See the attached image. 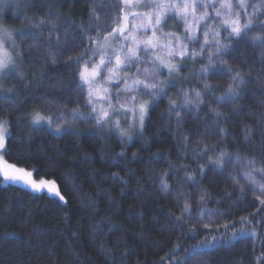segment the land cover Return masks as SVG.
I'll return each mask as SVG.
<instances>
[{
    "label": "trees",
    "instance_id": "1",
    "mask_svg": "<svg viewBox=\"0 0 264 264\" xmlns=\"http://www.w3.org/2000/svg\"><path fill=\"white\" fill-rule=\"evenodd\" d=\"M117 3L118 0H35L33 6L21 8L10 3L0 11V21L17 31L27 30L29 25L21 22L24 15L43 16L51 8L62 17L60 23L68 29V43L79 44L82 37L77 25L83 22L87 29L90 8L95 7L99 17L98 21L91 19L93 27L99 23L100 27L107 28L117 17V12L110 6ZM247 11L251 13L252 9ZM189 24H192L191 17ZM184 28L182 23L168 19L164 32L181 35ZM34 31H37L36 43L44 45L46 34L40 36L38 30ZM60 31L63 38V28ZM259 34L257 26L253 25L249 35L234 41L224 57L234 67L239 66L248 83L241 88L244 98L239 112L227 122L221 120L215 130L216 136L211 138L215 143L219 128L226 127L228 135L222 145L226 151L233 159L237 156L245 161L254 158L258 166L264 164V139L255 136L246 143L242 130L244 125L258 128L260 117L264 115L262 89L253 88L258 80H264L261 49L258 43L254 45L251 41V36ZM28 43L32 40L29 39ZM23 47L27 49V44ZM41 63L39 49L25 51L24 63H19L18 68L23 78H13L2 87L0 114L10 120L11 137L7 140L9 155L5 157L12 164L33 171L39 179L55 181L66 203L47 192L4 185L0 178V264H183L192 251L200 254L196 258L197 264H257V258L264 255V205L256 199L259 189L253 194L240 169H234L229 163L223 170H217L208 164L207 157L201 161L208 164L204 177L201 179L196 175L199 185L186 182L183 179L185 171L191 172L197 164L191 152L186 156L181 153L183 141L174 138L177 134L167 124V116H160L167 101L152 110L145 137L134 134L125 157L113 162L114 154L121 151L117 137H109L106 130L98 134L82 121L66 125L60 133L46 127L40 132L29 131L26 113L34 106L48 107L41 97L52 101L53 112L64 104L70 110L76 108L73 66L62 62L49 65L40 82L34 79L35 68L32 66ZM202 63H206V58L198 57L195 64L189 62L191 71L186 75L190 83H185L184 87H199L195 73ZM134 74L135 69L130 78ZM212 83L216 85L217 81ZM9 88L13 89L11 94L7 91ZM214 91L220 95L221 87H215ZM5 95H10L14 106L3 103ZM66 115L71 120L70 112ZM213 119L209 116L205 121L203 117L190 113L181 131L193 139L199 138L205 124L210 125ZM134 152L137 153L135 159L132 157ZM170 162L175 164L171 170ZM180 163L187 164L188 168H181ZM164 170H169L167 179L172 188L166 198L157 191L158 178L155 184L148 178ZM233 171L238 182L228 175ZM114 173H118L119 178H114ZM125 180L127 184L123 182ZM241 185H244L243 194ZM181 187L192 194L190 212L193 223L199 218V193L205 190L210 193L207 209L212 212L211 220L228 224L230 228L226 235L217 234L222 241L219 245L193 248L212 229L198 226L193 235L187 220L182 226L175 221L174 216L180 215L179 208L183 206V197L179 207L175 201ZM93 203L94 208L90 207ZM242 217L249 222L243 223ZM100 221L104 223L94 231L93 225ZM204 222L209 223L208 216L204 217ZM241 228L245 229L243 236L239 235ZM233 231L238 234L235 239H232ZM251 231L257 233L255 238ZM220 233H224L223 228ZM101 244L110 250L108 255L101 252Z\"/></svg>",
    "mask_w": 264,
    "mask_h": 264
},
{
    "label": "snow or ice",
    "instance_id": "2",
    "mask_svg": "<svg viewBox=\"0 0 264 264\" xmlns=\"http://www.w3.org/2000/svg\"><path fill=\"white\" fill-rule=\"evenodd\" d=\"M10 3L15 8H21L33 6L35 0H0V11L9 7ZM131 6L143 8L144 11H126ZM110 7L117 12V17L113 19L112 26L107 28L100 27L99 23L93 27L91 19L98 21L99 17L95 7L90 8L91 19L87 29L84 28L83 22L77 25L82 37L79 44L68 43V29L60 23L62 17L51 8L43 16L24 15L21 22L29 25L27 30L17 31L0 21V85L8 84L13 78H23V73L17 66V58L19 63L23 64L24 52L33 48L40 50L43 60L38 66H32L35 68L34 79L42 82L47 67L56 66L61 62L72 65L75 73L76 87L73 95L76 108L70 110L67 104H64L58 111L53 112L52 101L41 97L48 107L34 106L26 113L29 131L40 132L46 127L49 131L60 133L66 125L82 121L98 134L106 130L109 137H117L121 151L114 154L115 162L116 159L125 157L127 145L132 143L134 134L140 138L145 137L152 110L167 101L165 111L161 112L160 116H167V124L172 126L177 134L174 138L183 141L181 153L186 156L191 152L197 164L191 172L185 171L183 179L199 185L196 175L202 179L208 164L215 166L217 170H223L230 163L234 169H240L245 184L251 186L253 194L259 189L256 199L264 205V164L258 166L254 158L245 161L237 156L233 159L222 146L228 135L226 127L219 128L215 143L211 141V138L216 136L215 130L220 121L227 122L240 110L244 98L241 88L246 87L248 83L245 80L246 74L224 57L234 41L249 35L253 25L257 26L260 34L251 36V41L254 45L259 44L260 58L264 61V0H118L116 5ZM249 8L252 9L251 13L247 11ZM129 15L133 17L131 21ZM189 17L192 24H189ZM168 19L182 23L185 26L183 34L165 33L164 26ZM34 30H38L40 36L46 34L44 45L36 43L37 31ZM29 39L32 43H28ZM25 44L27 49L23 47ZM93 45L97 47H92ZM198 57L206 58V63H202L195 73L199 87H184L185 83H190L186 75L191 71L188 64H195ZM133 69L135 74L130 78ZM213 80L217 81L216 85L212 83ZM215 87H221L220 95H216ZM253 88L262 89L261 95H264V80H258ZM7 91L11 94L13 89L9 88ZM252 95H256L254 90ZM3 103L9 107L14 106L10 95L3 97ZM81 107L87 110V115L79 110ZM68 112L71 114V120L66 115ZM190 113L203 117L205 121L209 116L214 118L210 125L205 124L204 132L196 139L181 131ZM258 124V128L244 125L242 131L246 143L255 136L264 139V115L260 117ZM10 138V120L0 114V152L4 156L9 155L7 140ZM144 143L147 141L144 140ZM101 155L103 158V152ZM132 157L135 159L137 153L134 152ZM205 157L208 164L201 162ZM174 167L175 164L170 162L169 170ZM180 167L187 169L188 165L180 163ZM169 170L148 177L154 184L158 178L157 191L165 198L172 191L167 179ZM0 172L6 181H23L37 192L47 189L54 197L66 203L65 197L57 190L53 180L33 179L32 172L9 163L0 167ZM175 174L173 172V175ZM228 175L234 182H238L235 171ZM113 177L119 178V174L114 173ZM123 182L127 184L126 180ZM243 192L244 185H241V193ZM191 195L185 192L183 187L178 189L175 201L179 207L183 197V206L179 208L180 215L174 216L175 221L182 226L187 220L193 235L196 234L198 226L206 230L212 229L206 232L205 239L193 245V248L219 245L222 241L218 239L217 234L226 235L230 230L229 225L211 220L212 212L207 209L210 193L206 190L199 193V218L193 223L190 212ZM95 206L94 203L90 205L93 208ZM205 216L209 217V223L204 222ZM241 221L249 222L243 217ZM103 223L104 221H100L94 224L93 230H99V224ZM221 228L224 233H220ZM244 234L245 229L241 228L239 235ZM237 235V232L233 231L232 239ZM251 236L255 238L257 233L251 231ZM100 250L105 255L110 251L105 249L103 244L100 245ZM198 255L200 254L192 251L186 256L183 264H197ZM257 264H264V255L257 258Z\"/></svg>",
    "mask_w": 264,
    "mask_h": 264
},
{
    "label": "rangeland",
    "instance_id": "3",
    "mask_svg": "<svg viewBox=\"0 0 264 264\" xmlns=\"http://www.w3.org/2000/svg\"><path fill=\"white\" fill-rule=\"evenodd\" d=\"M126 11H128V12H131V11L142 12V11H144V9H143V8H137V7H134V8L130 7L129 9H126ZM130 18H131V15H129V20H130ZM92 47H97V46H96V45H93ZM109 51H110V49H109ZM17 66H18V68H19V62H18V61H17ZM3 85H4V84H3ZM3 85H0V93L3 92V91H2V90H3V88H2ZM80 111H81V112H84V114L87 115V110H86L85 108L82 109V110H80ZM83 126H84V127H87L86 125H83ZM5 163L12 164L11 162H9V161L6 159V157L3 155V153L0 152V167H2ZM13 165H15V164H13ZM15 167H17V168H22V167H19V166H17V165H15ZM24 169H25V168H24ZM25 171L32 172V173H33L32 178H33V179H36V180H39V178H37V177L35 176V174H34L33 171L28 170V169H25ZM0 178L2 179V183H3L4 185H9V184L18 185V186H21V187H24V188L30 189V190H32L33 192H37V191H34L29 185L25 184L23 181H16V182H13V181H6V180H4V179H3V173H2V172H0ZM56 185H57V184H56ZM57 190L60 191L59 188H58V186H57ZM39 192H47L49 195L53 196L51 193H49V192L47 191V189H42V190L39 191ZM60 193H61V192H60Z\"/></svg>",
    "mask_w": 264,
    "mask_h": 264
}]
</instances>
